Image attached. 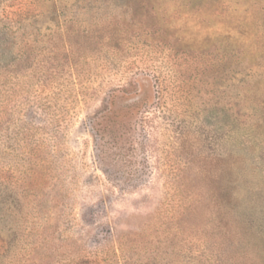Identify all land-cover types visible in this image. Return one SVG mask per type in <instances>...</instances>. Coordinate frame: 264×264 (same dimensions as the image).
<instances>
[{
  "label": "rangeland",
  "instance_id": "374dc122",
  "mask_svg": "<svg viewBox=\"0 0 264 264\" xmlns=\"http://www.w3.org/2000/svg\"><path fill=\"white\" fill-rule=\"evenodd\" d=\"M235 2L0 0V264H264V54L203 18Z\"/></svg>",
  "mask_w": 264,
  "mask_h": 264
},
{
  "label": "trees",
  "instance_id": "16d2710c",
  "mask_svg": "<svg viewBox=\"0 0 264 264\" xmlns=\"http://www.w3.org/2000/svg\"><path fill=\"white\" fill-rule=\"evenodd\" d=\"M204 3L207 0H202ZM210 1V0H209ZM212 2H214V0H211ZM240 0H236L235 3H237L238 5L240 4L239 2ZM238 5L235 4V9L232 13H231V18H229L228 20H224V18H227L228 15L226 16H219V14L214 13L213 10L207 12V10H205L203 12V18L205 17L208 20H217L219 19V17H221V20L218 21V23L220 22L222 24V26L225 25V30L224 31H230L229 35L234 37V41L237 42V48H241V50H238V54L242 55L241 57H259L262 56L264 54V50L263 47L258 48L257 45V35H256V31L253 30V23H254V16L252 15V13L250 12V9H248L247 11L245 10V12H240V9H238ZM188 14L190 15V17H193L195 15L194 12H188ZM229 28V29H228ZM228 35V33H227ZM251 42V44H247V42ZM240 43H244V46H240ZM239 48V49H240ZM260 49V50H259Z\"/></svg>",
  "mask_w": 264,
  "mask_h": 264
}]
</instances>
